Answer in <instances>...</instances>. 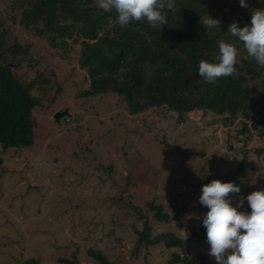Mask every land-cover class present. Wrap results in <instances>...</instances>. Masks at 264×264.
Segmentation results:
<instances>
[{"label":"rangeland","instance_id":"1","mask_svg":"<svg viewBox=\"0 0 264 264\" xmlns=\"http://www.w3.org/2000/svg\"><path fill=\"white\" fill-rule=\"evenodd\" d=\"M9 5L10 0H0V52L11 57L7 49L14 37L31 47L34 59L42 56L41 63L25 74V62L17 72L31 79L49 64L58 74L63 98L58 93L55 103L34 109L33 145L6 150L0 145V264H66L60 258L74 259V253L75 264H99L88 254L90 248L102 249L116 264H166L174 251L183 255L164 244L136 252L135 229L142 228L144 219L135 205L149 214L154 232L184 237L186 232L189 255H209L206 233L200 230L209 210L199 202L202 186L232 178L240 192L227 199L238 211L250 209L246 197L264 189V136L254 130L253 137L240 135L238 141L240 117L225 124L220 115L196 110L179 122L167 106L134 115L113 93L78 97L90 86L79 50L50 48L45 37L10 19ZM253 10L243 9L248 17ZM230 43L238 56L247 54L239 39ZM251 82L258 88L264 78ZM64 110L70 115L58 121L55 114ZM243 149L254 166L232 177ZM102 165H113L114 172ZM153 199L170 213L169 222L152 217Z\"/></svg>","mask_w":264,"mask_h":264},{"label":"trees","instance_id":"2","mask_svg":"<svg viewBox=\"0 0 264 264\" xmlns=\"http://www.w3.org/2000/svg\"><path fill=\"white\" fill-rule=\"evenodd\" d=\"M246 3L247 8L264 9V0H246ZM9 6L14 14L9 15L10 19L45 37L50 48L79 50V64L86 69L90 86L79 91L78 97L113 93L123 98L126 109L134 115L167 106L178 114L179 122L196 110H201L203 115H220L225 124L240 117L238 141L240 135H244V140L253 137L254 130L264 136V84L255 88L251 82L264 78V68L244 53L237 55V72L217 78L215 84L199 75L201 60L217 62L221 40L230 43L238 39L228 33L231 23L251 24V16L245 15L243 9L247 8L240 6V0H175L176 10H164L167 24L159 28L150 26L146 19L133 20L121 28L116 11L105 12L98 7L97 0H10ZM206 14L218 19L220 26L209 29L201 25L200 19ZM7 50L11 57L0 52V145L3 150L33 145L37 124L34 109L55 103L58 93L63 98L58 74L49 64L42 63L43 69H37L31 79H26L25 74L38 67L42 56L34 59L31 47L20 44L16 37ZM25 62L28 70L20 75L17 71ZM54 87L56 91L52 93ZM243 152L244 158L232 177L254 166L253 161H247L248 151L243 149ZM258 152L261 153L260 149ZM3 163L4 158L0 156V165ZM102 166L107 172H114L113 165ZM228 181L232 182V178ZM126 186H130L129 180ZM230 203L234 206V201ZM134 209L144 219L142 228L135 229L136 252L143 246L164 244L183 253L174 251L166 264H213L207 254L189 255V237L154 232L149 214L141 211L139 205ZM149 210L158 221L171 219L170 213L155 199ZM241 210L251 212V209ZM200 230L206 233L205 226ZM88 254L99 264H116L102 249L90 248ZM75 256L74 253V259L63 257L60 261L75 264Z\"/></svg>","mask_w":264,"mask_h":264},{"label":"clouds","instance_id":"3","mask_svg":"<svg viewBox=\"0 0 264 264\" xmlns=\"http://www.w3.org/2000/svg\"><path fill=\"white\" fill-rule=\"evenodd\" d=\"M98 7L105 12L113 9L121 28L131 21L146 19L148 24L159 28L167 24L165 9L175 11V0H97ZM240 6L247 8L246 0ZM200 24L207 28L220 26L218 19L206 14ZM228 33L243 43L247 55L264 68V9L251 13V26L240 27L237 22L229 25ZM238 50L232 43L219 42L217 62H199V75L204 81L217 83V78L228 77L237 72ZM240 187L233 182L212 180L202 186L199 202L209 210L204 214L203 225L210 245L209 255L216 264H264V189L249 194L246 199L251 212L238 211L227 199L230 193H239ZM240 206L243 200L239 201ZM185 233V239L187 233Z\"/></svg>","mask_w":264,"mask_h":264},{"label":"water","instance_id":"4","mask_svg":"<svg viewBox=\"0 0 264 264\" xmlns=\"http://www.w3.org/2000/svg\"><path fill=\"white\" fill-rule=\"evenodd\" d=\"M63 115H70V113H69L68 110H64V111H62V112H57V113L55 114V117H56V119L59 121L60 116H63ZM74 120H79V117H78L77 115H75Z\"/></svg>","mask_w":264,"mask_h":264}]
</instances>
